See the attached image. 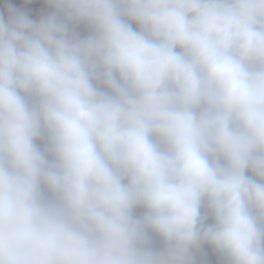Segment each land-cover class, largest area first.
<instances>
[{
  "label": "clouds",
  "instance_id": "clouds-1",
  "mask_svg": "<svg viewBox=\"0 0 264 264\" xmlns=\"http://www.w3.org/2000/svg\"><path fill=\"white\" fill-rule=\"evenodd\" d=\"M33 4L0 0V264H264V0Z\"/></svg>",
  "mask_w": 264,
  "mask_h": 264
},
{
  "label": "rangeland",
  "instance_id": "rangeland-1",
  "mask_svg": "<svg viewBox=\"0 0 264 264\" xmlns=\"http://www.w3.org/2000/svg\"><path fill=\"white\" fill-rule=\"evenodd\" d=\"M5 2L13 3V4H16L17 6H20L21 0H5ZM27 10L30 11L33 18H36L37 13H39L43 10L42 0H34V4L28 6Z\"/></svg>",
  "mask_w": 264,
  "mask_h": 264
},
{
  "label": "built area",
  "instance_id": "built-area-1",
  "mask_svg": "<svg viewBox=\"0 0 264 264\" xmlns=\"http://www.w3.org/2000/svg\"><path fill=\"white\" fill-rule=\"evenodd\" d=\"M210 256H211V259H212L213 261H215V257H214V255H211V253H210Z\"/></svg>",
  "mask_w": 264,
  "mask_h": 264
}]
</instances>
